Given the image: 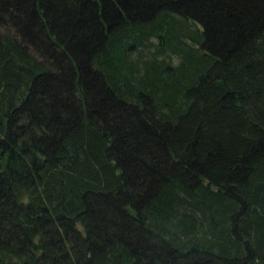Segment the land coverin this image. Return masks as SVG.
Masks as SVG:
<instances>
[{"label":"trees","instance_id":"16d2710c","mask_svg":"<svg viewBox=\"0 0 264 264\" xmlns=\"http://www.w3.org/2000/svg\"><path fill=\"white\" fill-rule=\"evenodd\" d=\"M0 264H264V0H0Z\"/></svg>","mask_w":264,"mask_h":264},{"label":"rangeland","instance_id":"374dc122","mask_svg":"<svg viewBox=\"0 0 264 264\" xmlns=\"http://www.w3.org/2000/svg\"><path fill=\"white\" fill-rule=\"evenodd\" d=\"M178 59L176 57H173V64L177 63Z\"/></svg>","mask_w":264,"mask_h":264}]
</instances>
